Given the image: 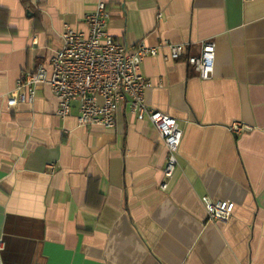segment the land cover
<instances>
[{
	"label": "crops",
	"instance_id": "1",
	"mask_svg": "<svg viewBox=\"0 0 264 264\" xmlns=\"http://www.w3.org/2000/svg\"><path fill=\"white\" fill-rule=\"evenodd\" d=\"M99 2L124 47L186 48L141 69L145 105L183 132L169 180L161 138L128 104L110 130L79 127L77 102L59 119L46 84L7 107L21 75L51 76L62 32L84 31ZM206 42L203 81L186 57ZM204 196L233 203L231 218L209 221ZM0 241V264H264V0H0Z\"/></svg>",
	"mask_w": 264,
	"mask_h": 264
},
{
	"label": "built area",
	"instance_id": "2",
	"mask_svg": "<svg viewBox=\"0 0 264 264\" xmlns=\"http://www.w3.org/2000/svg\"><path fill=\"white\" fill-rule=\"evenodd\" d=\"M250 1V0H241ZM110 13L104 2H99L86 18L84 31L66 27L60 37V48L50 60L51 76L43 66L33 73L21 75L15 89L7 98V107L14 109L22 104H32L37 87L49 86L57 100L56 116L67 118L74 102L78 103L77 124L81 128L99 126L106 130L115 126L116 113L121 106L128 104L129 111L139 121L149 122L166 150L164 177L172 178L182 143L183 132L175 119L147 107L144 91L152 86L141 74L145 59H154L158 53L168 50L165 60L178 61L183 58L186 48L183 45L162 42L156 47L139 45L126 48L116 42L108 30ZM215 46L204 43L198 56H187L186 63L192 67L203 81L213 74ZM228 130L239 135L252 132L253 128L234 122ZM51 171L53 167L50 166ZM166 183L160 189L165 190ZM209 221L227 222L234 210V204L227 201L201 198ZM2 242L0 241V262Z\"/></svg>",
	"mask_w": 264,
	"mask_h": 264
}]
</instances>
